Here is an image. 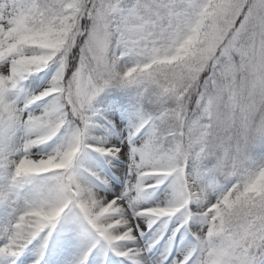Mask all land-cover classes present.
I'll use <instances>...</instances> for the list:
<instances>
[{
  "label": "snow or ice",
  "instance_id": "obj_1",
  "mask_svg": "<svg viewBox=\"0 0 264 264\" xmlns=\"http://www.w3.org/2000/svg\"><path fill=\"white\" fill-rule=\"evenodd\" d=\"M0 264H264V0H0Z\"/></svg>",
  "mask_w": 264,
  "mask_h": 264
}]
</instances>
